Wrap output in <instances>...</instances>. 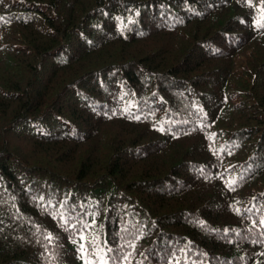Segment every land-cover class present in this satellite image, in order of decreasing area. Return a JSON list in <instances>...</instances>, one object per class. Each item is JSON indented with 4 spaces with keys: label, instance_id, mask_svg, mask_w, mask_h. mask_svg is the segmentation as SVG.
<instances>
[{
    "label": "trees",
    "instance_id": "trees-1",
    "mask_svg": "<svg viewBox=\"0 0 264 264\" xmlns=\"http://www.w3.org/2000/svg\"><path fill=\"white\" fill-rule=\"evenodd\" d=\"M0 264H264V0H0Z\"/></svg>",
    "mask_w": 264,
    "mask_h": 264
},
{
    "label": "snow or ice",
    "instance_id": "snow-or-ice-1",
    "mask_svg": "<svg viewBox=\"0 0 264 264\" xmlns=\"http://www.w3.org/2000/svg\"><path fill=\"white\" fill-rule=\"evenodd\" d=\"M83 248V246H81Z\"/></svg>",
    "mask_w": 264,
    "mask_h": 264
}]
</instances>
